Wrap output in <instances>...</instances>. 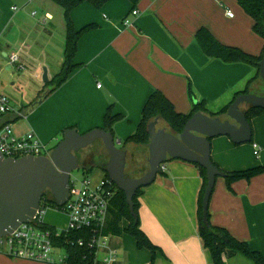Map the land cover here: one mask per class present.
I'll return each mask as SVG.
<instances>
[{
	"label": "crops",
	"instance_id": "1",
	"mask_svg": "<svg viewBox=\"0 0 264 264\" xmlns=\"http://www.w3.org/2000/svg\"><path fill=\"white\" fill-rule=\"evenodd\" d=\"M132 7L129 0H111L101 9L84 4L71 13L77 30L92 24L96 28L78 43L75 63L80 68L45 98L46 88L53 87L49 83L64 62V9L52 0H0V66L11 70L8 58L17 53L24 65L31 66L30 76L38 79L40 70L46 69L49 79L31 111L12 109L4 116L3 123L11 126L16 137L34 133L42 143L56 147L68 130L84 135L104 129L111 107L113 114L124 117L114 126V138L121 144L118 148L127 152L126 174L139 178L149 171L148 147L125 145V141L137 131L143 108L156 91L183 114H189L200 101L210 111L217 107L213 111L217 113L247 88L248 94L264 97L260 77L249 84L256 77L254 67L212 59L196 39L197 32L206 28L223 45L261 55L264 40L254 33V21L236 0H141L134 9L137 16L131 14ZM126 19L131 26L124 25ZM0 86V94L7 91ZM248 109L241 105L243 112ZM251 127V143L237 145L227 136L212 139L211 158L220 169L235 172L264 166V114L253 118ZM158 128L169 131L161 120ZM81 155L85 157L83 173L92 174L96 169L104 173L99 180L107 178L104 168L109 155L101 141ZM201 189L199 169L178 159L164 164L156 181L143 189L140 227L159 248L153 264H212V255L198 232ZM208 211L212 225L227 229L264 257V173L235 182L231 190L225 178L218 177ZM127 225L124 221L123 227ZM108 238V247L118 257L113 264H151L152 253L140 249L132 236ZM104 256L101 253L100 260ZM0 264L41 263L0 254ZM225 264L255 263L236 255L226 258Z\"/></svg>",
	"mask_w": 264,
	"mask_h": 264
},
{
	"label": "water",
	"instance_id": "2",
	"mask_svg": "<svg viewBox=\"0 0 264 264\" xmlns=\"http://www.w3.org/2000/svg\"><path fill=\"white\" fill-rule=\"evenodd\" d=\"M260 78L264 82V57L260 63ZM47 70L44 81L48 82ZM264 109V97L242 94L230 105L225 118H213L204 113L195 114L183 132L176 135L159 129L157 118L148 127L149 171L139 178L126 174L127 152L118 148L114 135L95 129L84 135L75 130L64 133L62 141L52 149L50 156H27L6 159L0 152V239L14 232L21 224L30 223L46 194L52 195L56 207L63 206L69 196L70 175L83 169L78 154L101 141L109 155L104 172L122 191L130 211L137 192L152 185L170 160L198 164L207 171L208 186L203 200L206 217L209 202L218 177L223 176L211 158V141L220 136L229 137L237 145L252 142V127L241 105ZM85 157L81 156V160Z\"/></svg>",
	"mask_w": 264,
	"mask_h": 264
},
{
	"label": "trees",
	"instance_id": "3",
	"mask_svg": "<svg viewBox=\"0 0 264 264\" xmlns=\"http://www.w3.org/2000/svg\"><path fill=\"white\" fill-rule=\"evenodd\" d=\"M55 4L64 9V17L66 21V43L64 62L60 73L56 79L49 83L53 87L45 94V98L51 95L64 85L70 76L80 68L75 63V57L78 51V43L82 36L94 30L96 25H88L80 30H77L71 19V13L84 4H89L95 9H101L111 0H52ZM132 3L133 10L141 0H129ZM244 9L246 14L254 21V33L264 40V0H236ZM196 39L202 48L203 52L212 59H218L226 64H248L256 69V77L250 80L249 84L260 77V63L264 57V49L261 55L255 56L244 52L242 49L233 46H227L220 43L213 34L206 28H201ZM191 93V92H190ZM248 88L241 93L236 94L235 99L242 94H248ZM234 99V100H235ZM234 102V101H233ZM232 102V103H233ZM231 103V104H232ZM230 104V105H231ZM230 105L224 107L217 113H212L204 101H200L193 105L192 111L189 114L178 112L172 102L161 92L153 93L146 102L143 111L142 119L135 134L130 136L126 141L127 144L148 147L150 143L148 127L150 123L159 118L166 124L169 131L180 135L187 122L197 113H204L213 118L222 117L227 113ZM264 114V109L250 108L246 111V117L251 125L253 118ZM124 117L120 114H113L112 108L107 110L104 118V129L114 135V126ZM214 163V162H213ZM215 164V163H214ZM199 169L202 179V189L199 196L198 205V232L202 240L203 247L212 255V264H225V259H230L236 255H243L252 260L255 264H264V257L258 251L253 250L247 242L239 241L234 238L230 232L223 228L212 225L210 222L209 211L205 217L203 200L208 186L207 171L198 164H193ZM216 165V164H215ZM217 166V165H216ZM217 168L223 174L228 189H232V185L241 180H251L252 178L264 173V166L255 167L245 171L226 172ZM85 172V171H83ZM129 177V176H128ZM107 178H109L107 176ZM143 189H140L133 199L134 212L130 211L125 194L118 190V194L110 207L108 219L106 222L104 235L120 236L128 234L132 236L140 249H148L152 253L151 264L155 261V257L159 248L156 247L142 231L140 227L139 209L140 197L143 194ZM128 223L127 227H123V222ZM92 231L82 230L65 233L55 240L57 246L65 249L67 253V261L64 264H94L96 259V249L89 246ZM83 240L84 245L80 246L79 241Z\"/></svg>",
	"mask_w": 264,
	"mask_h": 264
},
{
	"label": "built area",
	"instance_id": "4",
	"mask_svg": "<svg viewBox=\"0 0 264 264\" xmlns=\"http://www.w3.org/2000/svg\"><path fill=\"white\" fill-rule=\"evenodd\" d=\"M16 10V9H15ZM133 16L138 11L133 10ZM232 17V13H229ZM126 27L132 25L129 19L124 22ZM10 67L17 70H25L20 61V56L15 53L8 58ZM101 88V85H98ZM12 112L9 100L0 98V152L6 159H21L27 156L41 157L50 156L51 149L42 143L34 133L16 137L11 126L3 123L6 114ZM256 155L258 147L255 146ZM118 187L109 179L102 178L95 182L88 174L76 176L70 175L69 196L63 206L56 207L48 198H44L37 210L36 216L30 223L21 224L14 232L0 239V254L18 260L30 261L41 264H64L67 261L65 249L55 244V240L61 235L73 231L91 230L92 236L89 246L96 249L94 264H113L117 261V254L108 247V237L104 235L112 202L118 194ZM54 208L63 212L68 223L65 229L60 230L45 222L47 208ZM83 246L84 241L80 240ZM65 253L60 255L59 251ZM101 253L105 256L100 260Z\"/></svg>",
	"mask_w": 264,
	"mask_h": 264
},
{
	"label": "rangeland",
	"instance_id": "5",
	"mask_svg": "<svg viewBox=\"0 0 264 264\" xmlns=\"http://www.w3.org/2000/svg\"><path fill=\"white\" fill-rule=\"evenodd\" d=\"M24 66L25 70L23 71L17 70L15 67H12L11 70H8L7 66H0V85L3 84L4 87L7 89V91L0 94V98H7L9 100L10 107L13 110H22L23 112H26L31 111L33 107L38 105L39 102L37 99V95L39 91L43 89L45 81L44 69L40 70L38 74V79H35V77L30 76L29 73L32 72L31 66H28L27 64ZM23 79L25 80V84L23 83ZM50 89L51 87H47L46 91ZM215 108L217 107H213L211 110L216 112L217 109ZM213 111L211 112L213 113ZM47 146L51 150L54 147V145L50 144H48ZM92 149H94V147ZM74 174L76 176H82L83 171L78 170L75 171ZM88 176L93 181L97 182L99 180L98 177L104 176V173L95 169L94 172L92 174H88ZM50 204L52 205L53 203L51 202ZM45 222L51 226L63 230L65 229V227H67L68 218L63 212L57 211L56 209L49 207L47 208V212L45 215ZM59 253L60 255H63L65 252L63 250H60Z\"/></svg>",
	"mask_w": 264,
	"mask_h": 264
},
{
	"label": "flooded vegetation",
	"instance_id": "6",
	"mask_svg": "<svg viewBox=\"0 0 264 264\" xmlns=\"http://www.w3.org/2000/svg\"><path fill=\"white\" fill-rule=\"evenodd\" d=\"M81 154L82 153L78 154V156H79L80 162L82 163V160H81L82 155ZM44 198H48L49 200L53 199L51 193H49V192L46 194V196Z\"/></svg>",
	"mask_w": 264,
	"mask_h": 264
}]
</instances>
